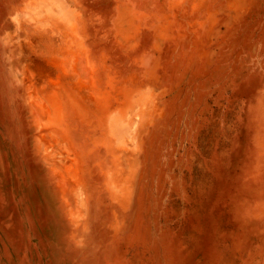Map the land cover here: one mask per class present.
<instances>
[{"label": "rangeland", "instance_id": "rangeland-1", "mask_svg": "<svg viewBox=\"0 0 264 264\" xmlns=\"http://www.w3.org/2000/svg\"><path fill=\"white\" fill-rule=\"evenodd\" d=\"M0 264H264V0H0Z\"/></svg>", "mask_w": 264, "mask_h": 264}]
</instances>
